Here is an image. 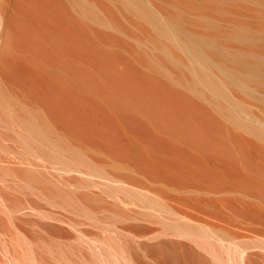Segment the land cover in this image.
<instances>
[{
	"label": "rangeland",
	"instance_id": "374dc122",
	"mask_svg": "<svg viewBox=\"0 0 264 264\" xmlns=\"http://www.w3.org/2000/svg\"><path fill=\"white\" fill-rule=\"evenodd\" d=\"M98 1L129 34L69 0H0V264H264L247 166L264 169V122L174 76L151 25ZM207 4L215 32L231 7L264 20V0ZM243 78L264 118V79Z\"/></svg>",
	"mask_w": 264,
	"mask_h": 264
},
{
	"label": "bare ground",
	"instance_id": "6f19581e",
	"mask_svg": "<svg viewBox=\"0 0 264 264\" xmlns=\"http://www.w3.org/2000/svg\"><path fill=\"white\" fill-rule=\"evenodd\" d=\"M113 1L119 10L129 9L140 20L151 25L152 30L143 27L145 38L153 41L160 50L162 63L169 72L190 84L196 80L187 71L193 72L197 80L203 82L207 98L219 101L229 110H247L251 113V119L264 122L262 116L250 109L251 103L242 94L244 90L256 93L255 86L247 84L243 76L264 79V62L258 63L247 58L250 55L264 58V46L252 47L242 43L264 39V20H257L255 13L246 8L231 7L227 11L241 18L221 21L220 31L215 32L218 17L207 22V11L217 9L207 4V0ZM54 2L58 3L59 0ZM69 2L129 34L124 23L111 13L106 4L98 0ZM127 19L132 22L130 18ZM230 61L240 66L230 64ZM201 63L204 68L200 66ZM258 94L264 95V91L260 90ZM260 151L264 154V148H260ZM247 166L264 175V169L252 162L247 161Z\"/></svg>",
	"mask_w": 264,
	"mask_h": 264
}]
</instances>
